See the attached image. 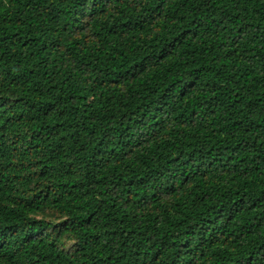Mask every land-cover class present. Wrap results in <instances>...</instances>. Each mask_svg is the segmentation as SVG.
<instances>
[{
	"label": "trees",
	"instance_id": "trees-1",
	"mask_svg": "<svg viewBox=\"0 0 264 264\" xmlns=\"http://www.w3.org/2000/svg\"><path fill=\"white\" fill-rule=\"evenodd\" d=\"M0 264H264V0H0Z\"/></svg>",
	"mask_w": 264,
	"mask_h": 264
}]
</instances>
